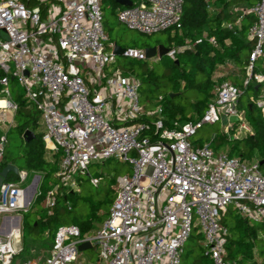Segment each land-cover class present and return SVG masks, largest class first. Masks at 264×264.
I'll list each match as a JSON object with an SVG mask.
<instances>
[{"label":"built area","instance_id":"1","mask_svg":"<svg viewBox=\"0 0 264 264\" xmlns=\"http://www.w3.org/2000/svg\"><path fill=\"white\" fill-rule=\"evenodd\" d=\"M29 1L0 0V165L6 131L13 125L8 114L14 116L17 109L9 90L13 80L39 112L45 149L60 153L56 176L67 190L77 191L76 175L88 174L94 161L116 159L131 165L133 173L116 179L109 214L97 229L82 234L78 226H61L42 259L22 264H91L78 250L84 243L97 251V264H181L184 245L197 228L204 255L212 264H229L228 229L221 217L231 205L241 217L264 224V174L258 160L229 157L208 143L195 145L193 137L203 125L221 119L226 135L231 130L234 139L251 135L238 109L241 90L224 81L201 119L168 126L159 104L152 111L144 109L137 78L119 70L107 78L105 70L116 56L114 45L107 43L100 0H58L62 10L55 13L51 4L44 16ZM183 4L135 0L118 9L116 19L148 36L180 31ZM248 11L255 17L248 31L255 44L242 86L256 84L255 104L264 113V0ZM208 41L214 43V38ZM187 48L168 49L167 57L175 60ZM123 57L146 59L144 50L136 48H125ZM151 115V123L142 120ZM17 176V182L0 186V264H11L22 250L19 213L30 208L41 180L33 176L27 195V172L18 170ZM99 182L91 178L92 184ZM54 193H47L45 208L54 206ZM259 237L264 243V235Z\"/></svg>","mask_w":264,"mask_h":264},{"label":"trees","instance_id":"2","mask_svg":"<svg viewBox=\"0 0 264 264\" xmlns=\"http://www.w3.org/2000/svg\"><path fill=\"white\" fill-rule=\"evenodd\" d=\"M134 1L135 0H131ZM182 29L180 34L170 41L168 49L188 45L189 48L179 52L175 60L161 57L156 63L162 64L164 71L158 73L155 68L146 69L145 60H134L142 67L141 76L134 71L122 73L132 75L140 81V101L146 111H152L157 104L161 107V117L166 125L174 122L197 121L203 116L208 104L214 98V89L224 81H231L241 90L238 109L243 112L244 119L252 134L234 139L229 135L215 136L208 143L215 152H224L229 157L241 160H258L260 170L264 174V113L256 104L259 89L255 83L242 86V78L249 65V55L254 47V40L248 36L249 28L255 23V17L248 11L258 0H183ZM29 1L31 7L38 6L45 15L46 9L53 3ZM104 13L109 9L112 14L123 7L114 0H100ZM238 5L243 9L235 8ZM104 29L105 24L103 23ZM204 35L206 37H204ZM214 38V43L208 40ZM197 40H201L196 44ZM228 42V43H226ZM152 46H149L150 48ZM157 47V46H154ZM126 48H138L128 46ZM143 50V49H142ZM233 65L235 71L225 76L215 77L220 66ZM13 92L21 90L15 81H10ZM23 93V91L21 90ZM169 93V94H167ZM18 94V93H17ZM11 97L17 105L13 116V125L9 128L16 131L18 143L16 152H7L8 139L3 153L0 171L7 164H13L19 171L27 172L28 178L34 175L41 177L38 194L28 210L23 212L22 220V250L13 256L11 264L20 261V264L31 260V250L47 252L53 243L57 229L64 226V214L73 211L75 191L66 190L57 178L60 153L48 151L42 140L39 112L23 98ZM161 97L162 100L158 101ZM154 115L143 117L142 120L151 123ZM8 129V131H9ZM153 133V127L150 128ZM31 131L34 139L25 142V131ZM194 142L195 145H202ZM101 180V179H100ZM18 176L9 174L6 182H17ZM55 189V203L53 207L44 208V201L49 191ZM115 196V191H114ZM102 202L90 206L89 216L85 220L74 217L69 225L78 226L85 234L95 230V224L103 222L109 214L112 199L108 201V209L98 213ZM234 212V213H233ZM251 222L241 217L235 210L228 209L221 217V224L228 229V238L225 246L229 264H264V243L260 239ZM264 225L263 223H259ZM195 237L201 242L202 236L195 231ZM192 236V235H191ZM191 238V237H190ZM183 258V255H182ZM212 264L204 255L201 247V258L194 264Z\"/></svg>","mask_w":264,"mask_h":264},{"label":"rangeland","instance_id":"3","mask_svg":"<svg viewBox=\"0 0 264 264\" xmlns=\"http://www.w3.org/2000/svg\"><path fill=\"white\" fill-rule=\"evenodd\" d=\"M103 12V11H102ZM115 15V16H114ZM103 23L105 24V33L109 35L110 40L113 43H117L119 46L124 49L128 46H136L138 48H142L143 50L148 48L149 46H163L168 49L170 46V41L176 36L180 34V32L169 30L165 32L156 33L153 35H143L129 27L125 26L122 23H119L116 19V11L112 14L111 10H107L104 16L103 13ZM204 37H206L204 35ZM228 43V42H226ZM186 46V45H184ZM184 46H181L182 48ZM177 47V48H181ZM156 58L146 59L144 66L146 69L155 68L157 72L160 74L164 71L163 65L156 63ZM160 59V58H158ZM119 70L120 72H130L134 71L137 75L141 76L142 67L139 63L133 62L131 59L122 57H116L115 62L109 66L108 69L105 70L107 78L111 76L112 71ZM225 71H219V69L215 73V77H219L220 74ZM9 90L11 93V97L17 94L18 97L24 98L21 90H17V92H13L12 86H9ZM215 94V89L213 91ZM169 94V93H167ZM226 122L224 119H221L219 122L213 125H203L201 129L197 131V134L193 137V142L199 141L200 144H204L214 138L215 136H220L224 133ZM8 128H4L3 132H5ZM2 132V133H3ZM225 134V133H224ZM8 146L7 152L9 154H14L16 152V146L18 143V135L16 131L9 129L6 131ZM243 135H238V138H242ZM133 173V167L125 162H121L116 159H110L104 162L94 161L90 164L88 168V174L76 175L77 180V191H75L74 200H70V204H73V211L64 214L65 223L64 226L69 225V221L76 217L77 219L85 220L89 216L90 206L92 204H97L102 202V207L98 213H103L108 209V201L114 199V191L116 179L121 176H131ZM97 177L100 180L98 185H94L91 183V178ZM34 177L31 176L27 179L24 187L27 188V195L31 192V185L33 183ZM67 190V189H66ZM36 193L33 197H35ZM33 204V201L31 205ZM45 208V206L43 205ZM111 207V206H110ZM229 211H233L231 205L227 207ZM234 213V212H233ZM20 216L24 217L23 212L19 213ZM102 223V222H101ZM101 223L95 224L94 226L99 227ZM250 226H254L258 232V235H264V225L259 223H250ZM197 229H193L191 238L185 243L183 258L181 259V264H194L201 258V246L199 240L195 237V231ZM94 231V230H93ZM21 248H22V240H21ZM44 250H31L30 259H42L45 256ZM83 256L86 260H89L91 264H97V251L90 249L83 251ZM15 264H20V261H15ZM206 264V263H203Z\"/></svg>","mask_w":264,"mask_h":264},{"label":"water","instance_id":"4","mask_svg":"<svg viewBox=\"0 0 264 264\" xmlns=\"http://www.w3.org/2000/svg\"><path fill=\"white\" fill-rule=\"evenodd\" d=\"M116 4H118L121 7H131L132 6V1L131 0H114ZM2 34H4V32H2ZM167 52L168 49L163 47V46H157V47H150V48H146L144 49V53H145V57L146 59H152L156 56H158V58L161 57H166L167 56ZM112 53L116 56V57H122L123 53H124V48L119 47L118 45H114V48L112 50ZM231 122H236L237 118L236 117H231L230 118ZM24 141L25 142H30L32 139H34V135L31 131L27 130L25 131L24 135H23ZM262 164V162H260V165ZM14 174L17 175L18 174V168L16 166H14L13 164H7L6 166H4L2 168V170L0 171V186L6 182L7 176L9 174ZM39 180V177L37 176V182ZM36 190V184L33 185L32 187V195L35 193ZM90 244L89 243H84L81 244L78 247V250L80 252L85 251L87 249H90Z\"/></svg>","mask_w":264,"mask_h":264},{"label":"crops","instance_id":"5","mask_svg":"<svg viewBox=\"0 0 264 264\" xmlns=\"http://www.w3.org/2000/svg\"><path fill=\"white\" fill-rule=\"evenodd\" d=\"M54 2L52 3V5H53V7H54V12L56 13V12H58V11H60V10H62V8H63V3L62 2H60V1H58V0H53ZM245 6H242V5H238V6H236L235 8H239V9H243ZM118 10H116V12H117ZM115 16V15H114ZM107 35V38H108V46H109V44H112V45H118L117 43H113L111 40H110V37H109V35L108 34H106ZM119 46V45H118ZM119 47H121V46H119ZM154 47V46H153ZM123 48V47H122ZM156 59H158V58H156ZM218 69H219V71H225V72H222V74H220V76L219 77H221V76H225V75H227V74H229V73H232V72H234L235 71V68L233 67V65H231V64H227V65H224V66H220V67H218ZM217 69V70H218ZM239 78H242V80H243V76H238ZM229 82H231V81H229ZM8 117L11 119V122H9L8 121V123H10L11 125H12V121H13V114H8ZM10 124H7V125H5L4 126V128H8V126L10 125ZM40 124H41V121H40ZM41 133H42V126H41V131H40ZM48 153H52L51 151H48ZM200 246H201V242H200Z\"/></svg>","mask_w":264,"mask_h":264},{"label":"bare ground","instance_id":"6","mask_svg":"<svg viewBox=\"0 0 264 264\" xmlns=\"http://www.w3.org/2000/svg\"><path fill=\"white\" fill-rule=\"evenodd\" d=\"M0 105H3V103H0Z\"/></svg>","mask_w":264,"mask_h":264}]
</instances>
